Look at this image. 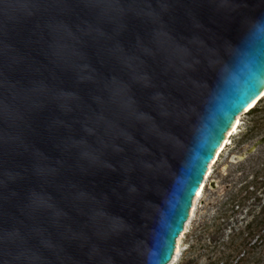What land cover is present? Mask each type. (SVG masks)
Wrapping results in <instances>:
<instances>
[{
    "label": "water",
    "instance_id": "obj_1",
    "mask_svg": "<svg viewBox=\"0 0 264 264\" xmlns=\"http://www.w3.org/2000/svg\"><path fill=\"white\" fill-rule=\"evenodd\" d=\"M263 88L264 0H0V264H168Z\"/></svg>",
    "mask_w": 264,
    "mask_h": 264
},
{
    "label": "rangeland",
    "instance_id": "obj_2",
    "mask_svg": "<svg viewBox=\"0 0 264 264\" xmlns=\"http://www.w3.org/2000/svg\"><path fill=\"white\" fill-rule=\"evenodd\" d=\"M262 136L264 96L241 114L236 132L212 165L192 216L185 222L186 230L180 237L173 264H210L224 250L231 230L243 231L245 236V224L259 210L258 204L251 203L254 199L264 200V140L259 141ZM252 145L255 147L248 151ZM241 153L244 156L240 157ZM256 264H264V250Z\"/></svg>",
    "mask_w": 264,
    "mask_h": 264
},
{
    "label": "trees",
    "instance_id": "obj_3",
    "mask_svg": "<svg viewBox=\"0 0 264 264\" xmlns=\"http://www.w3.org/2000/svg\"><path fill=\"white\" fill-rule=\"evenodd\" d=\"M251 204L253 206L258 204L259 210L245 224V236H242L243 231L239 230V232L235 233L234 229L231 230L232 234L230 236L227 234L225 239L224 250H221L219 256L210 262V264H256L260 261L262 251L264 250V200L254 199V202ZM258 232L261 233L258 234ZM256 234L258 236L253 239ZM224 238L222 237V240ZM257 249L259 250L256 252Z\"/></svg>",
    "mask_w": 264,
    "mask_h": 264
},
{
    "label": "bare ground",
    "instance_id": "obj_4",
    "mask_svg": "<svg viewBox=\"0 0 264 264\" xmlns=\"http://www.w3.org/2000/svg\"><path fill=\"white\" fill-rule=\"evenodd\" d=\"M264 96V88L261 92V94L256 98L254 99L243 111L239 112L235 118H234V121L232 122V125L227 129V131L224 133V138L222 139L220 145L217 147V149L215 150L214 152V155L212 157V159L210 160V162L208 163L207 165V169H206V172L203 176V180L201 182V184L199 185L198 187V190L195 194V196L193 197L192 199V205L190 207V210H189V216L187 218V222L189 220V218L192 216V212H193V209H194V205H195V202L196 200L201 196L202 194V191H203V187L205 186V182H206V179L208 178L209 174H210V171H211V167L212 165L215 163V161L218 159V156L219 154L223 151V149L225 148L226 144L229 143V137L234 133L236 132L237 130V127L239 126V123H240V116L241 114L249 111L251 108H253L256 103ZM186 225L187 223H185L181 233L178 235V237L176 238V242H175V247H174V253H173V256L171 258V260L169 261L168 264H173L176 259H177V255H178V252H179V241H180V237L182 236V234L185 232L186 230Z\"/></svg>",
    "mask_w": 264,
    "mask_h": 264
}]
</instances>
